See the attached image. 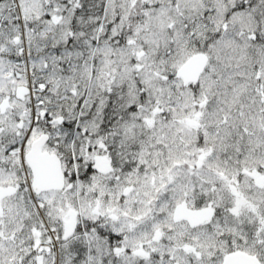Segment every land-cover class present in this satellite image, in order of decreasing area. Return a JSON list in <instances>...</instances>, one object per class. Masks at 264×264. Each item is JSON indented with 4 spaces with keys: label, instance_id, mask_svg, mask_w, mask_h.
<instances>
[{
    "label": "snow or ice",
    "instance_id": "6c2138e0",
    "mask_svg": "<svg viewBox=\"0 0 264 264\" xmlns=\"http://www.w3.org/2000/svg\"><path fill=\"white\" fill-rule=\"evenodd\" d=\"M0 264H264V0H0Z\"/></svg>",
    "mask_w": 264,
    "mask_h": 264
}]
</instances>
